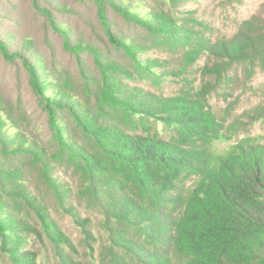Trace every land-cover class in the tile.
<instances>
[{"label": "trees", "instance_id": "1", "mask_svg": "<svg viewBox=\"0 0 264 264\" xmlns=\"http://www.w3.org/2000/svg\"><path fill=\"white\" fill-rule=\"evenodd\" d=\"M43 1L32 0V6L62 35L81 81L61 75L32 41L12 50L0 38L2 58L25 73L49 134L47 143L11 135L0 110V251L9 262L39 264L33 236L52 246L59 264H82L26 183L27 172H35L59 207L78 220L68 184L56 177L61 167L71 170L81 195L102 212L110 264H264L263 147L247 146L210 168L196 147L215 128L202 101L159 96L128 83L136 71L155 74V65L144 59L150 42L182 50L186 65L207 54L215 61L204 71L216 77L234 63H264V18L213 44L186 19L178 21L174 10L186 0H76L94 9V42L78 37ZM57 9L63 16L76 12L67 4ZM151 122L172 127L175 138L162 139ZM193 177L196 184L182 195L181 185Z\"/></svg>", "mask_w": 264, "mask_h": 264}, {"label": "rangeland", "instance_id": "2", "mask_svg": "<svg viewBox=\"0 0 264 264\" xmlns=\"http://www.w3.org/2000/svg\"><path fill=\"white\" fill-rule=\"evenodd\" d=\"M63 4L73 7L76 12L63 16L57 9ZM41 5L52 11L60 22L70 24L81 39H94L97 42V34L93 33L92 28L96 20L91 5H80L76 0H45ZM174 11L179 22L186 19L193 31L214 44L231 40L245 22L255 17L264 18V0H186ZM120 27L126 29L122 24ZM130 32L136 33L132 27ZM0 38L12 50L18 49L25 40L32 41L37 53L48 64H54L61 75L70 76L75 83L81 81L74 55L63 47L62 35L48 27L47 21L33 8L32 0H0ZM149 44L153 48L144 59H149L155 65V74L146 75L136 71L135 77L128 83L130 87L159 96L189 95L202 101L215 128L207 141L197 143L196 147L204 151L210 168H217L222 161L247 146L259 145L264 150V63L256 62L250 67L234 63L223 75L216 77L204 71L205 66L215 61L207 54L194 64L186 65L182 50L159 46L155 42ZM112 55L128 63L119 53ZM84 57L92 70L90 56ZM0 110L11 135L17 131L24 137H36L42 143L48 142L44 113L26 82L25 73L4 61L1 54ZM151 124L162 139L175 138L176 131L172 127L160 122ZM56 177L68 184L71 190L69 203L74 206L80 220H75L69 211L59 207L52 191L38 180L35 172H27L26 183L32 192L44 200L52 220L71 240L73 250H68V253L75 260L82 264H110L107 254L109 234L102 212L81 195L82 190L70 169L57 167ZM197 180L193 177L181 185V194L186 196ZM75 221H85V224L82 226ZM29 242L30 247L38 253L39 264H59L52 246L46 240L42 243L31 236ZM0 264H11L1 251Z\"/></svg>", "mask_w": 264, "mask_h": 264}]
</instances>
